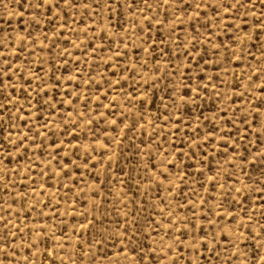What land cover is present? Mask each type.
Wrapping results in <instances>:
<instances>
[{
  "label": "rangeland",
  "instance_id": "rangeland-1",
  "mask_svg": "<svg viewBox=\"0 0 264 264\" xmlns=\"http://www.w3.org/2000/svg\"><path fill=\"white\" fill-rule=\"evenodd\" d=\"M0 264H264V0H0Z\"/></svg>",
  "mask_w": 264,
  "mask_h": 264
}]
</instances>
